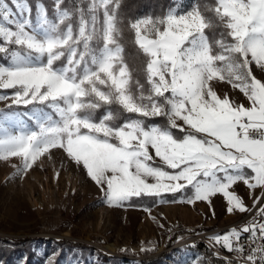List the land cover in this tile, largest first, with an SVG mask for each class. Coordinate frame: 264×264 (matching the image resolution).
Wrapping results in <instances>:
<instances>
[{
  "label": "snow or ice",
  "instance_id": "6c2138e0",
  "mask_svg": "<svg viewBox=\"0 0 264 264\" xmlns=\"http://www.w3.org/2000/svg\"><path fill=\"white\" fill-rule=\"evenodd\" d=\"M121 3L53 0L50 15L41 2L33 13L27 0H0V89L14 90L9 108L27 109L0 112V160L19 158L17 174L25 175L40 157L63 149L108 206L145 197L211 203L222 194L228 213L251 212L230 189L240 181L264 188V82L251 68L255 62L264 71V0H178L127 21ZM126 30L143 54L139 68L126 62ZM213 81L239 89L251 107L218 96ZM157 117L166 125L146 124ZM258 241L264 207L211 237L209 247L236 254L213 252L223 264H264Z\"/></svg>",
  "mask_w": 264,
  "mask_h": 264
},
{
  "label": "rangeland",
  "instance_id": "374dc122",
  "mask_svg": "<svg viewBox=\"0 0 264 264\" xmlns=\"http://www.w3.org/2000/svg\"><path fill=\"white\" fill-rule=\"evenodd\" d=\"M183 3L188 4L190 0H183ZM251 68L253 75L264 82V71L255 62ZM212 86L221 98L226 95L237 106L251 107L244 93L226 81H213ZM13 92V89H0V95L9 97L0 100V106L12 102ZM11 111L20 110L5 112ZM149 152L154 155V149L149 148ZM155 160L160 161L159 158ZM21 165L22 161L15 157L0 160V235L39 237L34 240V245L38 255L44 258L52 256V237H67L130 259L171 250L173 258L166 259L171 264H182L184 258L191 260L200 254L188 249L178 252L176 246L195 239L209 245L211 237L224 234L232 227L239 228L256 217L264 201V188L250 189L240 181L230 191L241 197L251 212L234 210L228 213L229 205L222 194L213 196L211 203L160 204L156 198L150 205L130 203L112 207L101 202L103 193L100 188L82 166L75 165L67 157L63 149H52L40 157L25 175L17 174ZM179 197L177 193L173 198H163L170 201ZM257 199L259 203H256ZM146 207L150 208V214L144 210ZM182 228L192 230L183 232ZM142 248L153 250L142 251ZM75 249L77 254L63 258L61 264H102L96 259V252L89 253L86 262H81L79 249ZM122 264L133 263L123 261Z\"/></svg>",
  "mask_w": 264,
  "mask_h": 264
},
{
  "label": "trees",
  "instance_id": "16d2710c",
  "mask_svg": "<svg viewBox=\"0 0 264 264\" xmlns=\"http://www.w3.org/2000/svg\"><path fill=\"white\" fill-rule=\"evenodd\" d=\"M11 4V0H7ZM29 6L32 8L33 13L36 10L37 2H41L49 10V14L52 13V4L53 0H27ZM176 0H122L121 3V12L125 21L128 19H135L137 16H142L146 14H160L167 10L168 7L172 6ZM201 3H213L214 0H200ZM65 3H68V0H65ZM122 43L125 48V59L129 63V66L132 68H139L144 57L143 54L139 51L137 46L134 43V35L130 31H125L122 38ZM142 79V77H141ZM12 102L0 106V112H5L8 110L18 109L22 111L23 106L12 105L11 108L8 106ZM31 107V106H29ZM102 111V110H101ZM100 115V112L97 113V116ZM160 124L161 126L166 125L167 121L162 117L153 118L146 121V124ZM176 136H182L178 130H173ZM157 164L161 162L155 160ZM177 194H175L176 196ZM165 198H173L172 194H164ZM156 198H134L130 203L138 205H150L155 202ZM192 229L182 228L181 231H191ZM175 237V234L172 238ZM172 238L168 241L172 240ZM39 239L36 236H3L0 235V264H20L21 261H25L26 264H51V261H54V264H61L62 259L67 258L70 254L76 255L77 251L75 248L79 249L81 256V262H86L87 256L89 253L96 252V259L101 260L102 264H122V262H131L133 264H171L166 257L173 258L174 254L171 250H161L160 252L152 255H145L137 258H123L117 254L109 253L99 248L94 247L92 244L80 240V239H71L67 237H52L53 247L51 248L52 256L44 258V256L38 255L36 247L34 245V240ZM183 249L191 250L192 252H198L199 257H204L205 259L211 260L212 264H223L222 260L214 257L212 255L213 249L209 247L203 240L195 239L191 243H182L176 246V251L180 252ZM128 252V250H126ZM50 255V254H49Z\"/></svg>",
  "mask_w": 264,
  "mask_h": 264
},
{
  "label": "built area",
  "instance_id": "2783aa9c",
  "mask_svg": "<svg viewBox=\"0 0 264 264\" xmlns=\"http://www.w3.org/2000/svg\"><path fill=\"white\" fill-rule=\"evenodd\" d=\"M261 207H264V201H263ZM247 235H248V234H244V239H245V241H246V237H247ZM258 243H264V241H258ZM246 246H247V241H246ZM212 249H213V252L219 251V252H220V255H221L222 257H223V256H227V257H229V258H231V259H233V260L236 259V254H235V253H228V252H227L225 249H223V248H220V247H218V246L213 245V246H212Z\"/></svg>",
  "mask_w": 264,
  "mask_h": 264
}]
</instances>
